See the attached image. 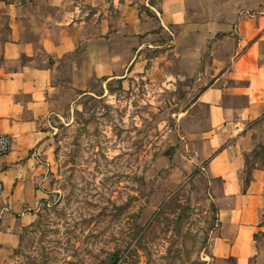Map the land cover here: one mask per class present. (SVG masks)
<instances>
[{"label":"crops","instance_id":"0c3cea01","mask_svg":"<svg viewBox=\"0 0 264 264\" xmlns=\"http://www.w3.org/2000/svg\"><path fill=\"white\" fill-rule=\"evenodd\" d=\"M71 1L46 0L56 13L67 12L33 30L38 4L0 0V133L13 139L0 158V264H12L29 212L43 198L54 161L52 117L89 94L97 79L127 77L139 58L135 41L154 28L186 41L207 80L191 107L207 113L198 136L217 221L207 257L254 264L264 234V155L254 167L248 160L257 144L264 152V0ZM140 4L151 15L140 13Z\"/></svg>","mask_w":264,"mask_h":264},{"label":"rangeland","instance_id":"374dc122","mask_svg":"<svg viewBox=\"0 0 264 264\" xmlns=\"http://www.w3.org/2000/svg\"><path fill=\"white\" fill-rule=\"evenodd\" d=\"M45 1L32 0L39 5L33 30L67 12ZM139 11L151 15L143 4ZM5 30L1 18V40ZM159 31L135 41L139 58L127 77L97 79L52 117L54 161L12 264L213 263L207 254L216 207L198 136L207 113L191 108L207 80L186 41ZM263 155L257 144L250 167ZM258 236L254 264H264V234Z\"/></svg>","mask_w":264,"mask_h":264},{"label":"built area","instance_id":"2783aa9c","mask_svg":"<svg viewBox=\"0 0 264 264\" xmlns=\"http://www.w3.org/2000/svg\"><path fill=\"white\" fill-rule=\"evenodd\" d=\"M13 146V139L7 134L0 133V158L8 155ZM2 190V185L0 184V192Z\"/></svg>","mask_w":264,"mask_h":264}]
</instances>
